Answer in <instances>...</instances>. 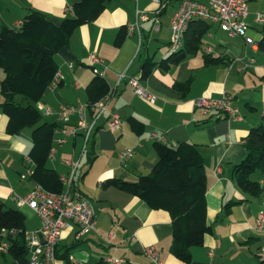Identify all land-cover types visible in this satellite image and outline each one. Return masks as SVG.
<instances>
[{
	"label": "crops",
	"instance_id": "crops-1",
	"mask_svg": "<svg viewBox=\"0 0 264 264\" xmlns=\"http://www.w3.org/2000/svg\"><path fill=\"white\" fill-rule=\"evenodd\" d=\"M78 1L1 0L0 31L4 26L19 27L28 9L62 21L67 15L73 16V6ZM161 1L166 2L162 8L152 0H110L102 15L77 29L56 56L58 77L38 104L44 109L43 122L60 123L62 106L87 105V87L95 72H105L111 93L105 99L106 110L93 138L89 142L82 135L71 138L57 150L54 159L49 158V167L61 176L72 172L66 161L79 164L73 190L90 202L96 215L94 230L80 234V228L72 225L63 233L54 264H113L110 258L125 259L123 264H152L144 253L146 247L159 251L162 264H185L172 254L173 225L169 213L152 210L140 198L117 188H104L109 179L135 182L140 175L152 173L158 162V141L150 138L151 133L163 136L161 143L171 147L195 145L204 158L207 222L212 233L205 237L203 246L192 249L191 264H262L264 233L256 230V218L264 211V192L258 198H250L238 187L233 169L247 154L246 140L251 129L264 117V54L259 51L258 41L248 45L243 37H231L214 25L205 37V46L213 49V56L226 58L227 65L207 67L204 52H199L168 72L156 68L146 79L140 78L146 60L158 64L170 55L171 19L182 0ZM253 1L247 18V35L252 39L251 31L261 25L255 16L264 11V0ZM142 12L148 20L129 34V26L137 22ZM124 27L128 35L117 46L116 38ZM92 56L101 63L92 64ZM70 64L74 67L70 68ZM4 77L0 69V85ZM132 78L139 79L156 97L154 103L134 93ZM187 82V94L174 88L176 83ZM225 94L233 98L239 120L204 117L196 109L197 100L221 99ZM3 102L0 93V203L20 211L26 218V232L31 233L40 229L41 220L28 205L18 202L35 186L30 180L32 128L16 136L8 135ZM46 110H51V114H46ZM88 114L91 121L92 114ZM112 114L121 117L122 133L109 130ZM129 117L144 123V135L132 131ZM78 122V115H71L67 126ZM127 149L133 150V156L123 167L120 156ZM253 179L260 180L264 188V176L258 172ZM4 245L8 246L5 251ZM29 259V252L16 259L9 251L7 239L0 244V264H28Z\"/></svg>",
	"mask_w": 264,
	"mask_h": 264
},
{
	"label": "trees",
	"instance_id": "trees-1",
	"mask_svg": "<svg viewBox=\"0 0 264 264\" xmlns=\"http://www.w3.org/2000/svg\"><path fill=\"white\" fill-rule=\"evenodd\" d=\"M109 1L79 0L73 6V16L67 15L62 21L28 9L19 27L4 26L0 31V69L5 74L0 93L4 98L2 109L8 117L7 133L16 136L26 128H32L29 159L33 163V170L30 180L47 192L60 194L72 190L73 186H66L60 173L49 167L55 131L63 125L43 122L38 104L56 79L57 54L69 44L77 29L95 22L102 15ZM213 27L214 24L209 22L192 21L184 36V46L170 51V55L158 64L146 60L140 78L146 79L156 68L168 72L187 58L203 52L205 37ZM262 33L263 37L257 43L259 51L264 54V29ZM127 35V28H122L116 45L121 46ZM204 64L219 67L228 62L224 57L204 54ZM174 88L187 94L190 83H176ZM110 93L111 87L106 78L95 72L94 79L87 87V106L91 108ZM128 123L136 135H144L143 122L129 117ZM155 150L158 162L151 174L140 175L135 182L109 179L104 183V188H117L140 198L152 210L169 213L173 225L172 254L181 262L191 264L192 249L203 246L205 237L212 233L207 222L208 187L204 158L195 145L188 143L171 147L157 142ZM246 150L245 158L234 166L233 174L244 193L250 198H258L264 188L261 181L254 180L253 176L258 172L264 176V117L259 125L251 129ZM25 223L26 218L20 211L0 203V244L7 239L9 251L16 259L28 254ZM57 253L56 250V256ZM261 263L264 264V259Z\"/></svg>",
	"mask_w": 264,
	"mask_h": 264
},
{
	"label": "built area",
	"instance_id": "built-area-1",
	"mask_svg": "<svg viewBox=\"0 0 264 264\" xmlns=\"http://www.w3.org/2000/svg\"><path fill=\"white\" fill-rule=\"evenodd\" d=\"M152 1L161 8L165 6L161 0ZM251 1L182 0L179 9L171 19L170 50L177 51L184 46L185 33L189 24L194 20H202L217 25L229 36L243 37L248 45H256V42L247 35L249 30L247 18L250 14L249 4ZM147 20L148 16L145 12L139 13L137 22L128 28L129 34H133L135 29L139 27V24ZM255 21L258 24H263L264 14L257 13ZM155 28L158 30L159 25L156 24ZM203 52L206 55H212L213 49L209 46H204ZM90 61L92 64L101 63V60L97 56H92ZM73 67V64H70V68ZM99 74L102 77L105 76V72ZM130 85L134 93L140 98L150 103L156 101V97L141 85L139 79L132 78ZM105 99L96 103L91 108L83 104L61 107L59 118L63 126L57 128L55 131L56 138L49 154L50 159H54L57 150L64 146L71 138L82 135L86 142L90 140L93 132L98 127V122L103 112L106 110ZM38 108L40 111L44 110L42 106ZM196 109L204 117L213 116L220 119V116H226L231 120L240 119L239 111L233 105V98L227 94L221 99L201 98L196 101ZM45 112L48 115L51 114V110H46ZM89 112L92 114L91 121L89 119ZM74 114L78 115L79 122L75 126L68 127L67 123L69 118ZM108 126L112 133H122L121 117L117 114H112L109 117ZM150 138L156 139L158 142L164 141V137L156 133H151ZM132 156V149H127L123 152L120 156L121 165L125 167ZM66 164L72 167V172L69 175H62L61 180L66 186H73L79 164L71 161H66ZM18 203L20 205H28L41 220L40 229L27 233L25 237L27 250L30 255L28 264H54L56 261V250L61 242L62 235L72 225H77L80 228V234L96 228V215L92 205L76 191L74 192L73 188L72 190H66L63 193L56 194L45 191L39 184L35 183L33 190L24 199L19 200ZM256 230L264 233V211H261L257 215ZM7 249L8 246L4 245L3 250L5 251ZM144 253L150 258L152 264H162L160 253L155 248L146 247ZM109 261L113 264L125 263V259L116 260L110 258Z\"/></svg>",
	"mask_w": 264,
	"mask_h": 264
},
{
	"label": "rangeland",
	"instance_id": "rangeland-1",
	"mask_svg": "<svg viewBox=\"0 0 264 264\" xmlns=\"http://www.w3.org/2000/svg\"><path fill=\"white\" fill-rule=\"evenodd\" d=\"M254 3H255V1L250 2L251 5L249 4V6H250L249 8H252ZM258 11H260V9ZM261 11H263V10H261ZM261 13H264V11ZM263 29H264V25L261 24V25L256 26L255 29L253 31H251V35L253 36L254 41H259L263 37V33H262ZM219 35L220 36L223 35L224 37H227L226 34H224L223 32H219ZM28 130H31V129L30 128L25 129V131H28Z\"/></svg>",
	"mask_w": 264,
	"mask_h": 264
}]
</instances>
